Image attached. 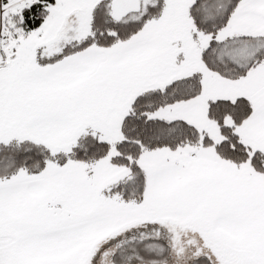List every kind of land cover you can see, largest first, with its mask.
<instances>
[{
	"label": "snow or ice",
	"instance_id": "6c2138e0",
	"mask_svg": "<svg viewBox=\"0 0 264 264\" xmlns=\"http://www.w3.org/2000/svg\"><path fill=\"white\" fill-rule=\"evenodd\" d=\"M0 264H264V0H0Z\"/></svg>",
	"mask_w": 264,
	"mask_h": 264
}]
</instances>
